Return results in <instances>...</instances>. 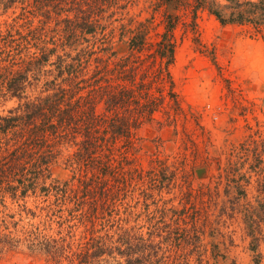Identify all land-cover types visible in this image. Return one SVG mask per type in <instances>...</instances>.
<instances>
[{"label":"trees","instance_id":"trees-1","mask_svg":"<svg viewBox=\"0 0 264 264\" xmlns=\"http://www.w3.org/2000/svg\"><path fill=\"white\" fill-rule=\"evenodd\" d=\"M150 2L149 16L131 25L132 0H0L1 12L18 8L12 23L0 21V101H15L0 115V259L23 244L45 264H192L187 257L193 255V264H202L201 256L204 264H234L214 241L219 230L204 233L185 205L174 209L163 202L156 209L160 225L151 224L145 237L123 224L104 227V208L117 199L116 191L134 190L132 173L145 183L128 167L136 131L161 124L155 113L177 103L169 66L182 10L191 13L190 28L196 11L205 10L220 25L249 26L264 44V0ZM155 12L161 31L144 52ZM114 22L125 44L121 55L107 36L112 31H105ZM51 165H63L70 176L53 178ZM239 166L224 167L223 192L232 188L237 196L221 200L217 215H240L252 264H259L264 199L240 201L248 180L236 174ZM158 171L165 179L163 165ZM8 204L18 215L39 216L53 234L40 236L30 224L12 236L4 220L13 217ZM204 234L208 247L198 244Z\"/></svg>","mask_w":264,"mask_h":264},{"label":"rangeland","instance_id":"rangeland-1","mask_svg":"<svg viewBox=\"0 0 264 264\" xmlns=\"http://www.w3.org/2000/svg\"><path fill=\"white\" fill-rule=\"evenodd\" d=\"M150 1L132 0L127 12L131 25L149 16ZM186 8L173 32L174 58L169 66L177 103L171 107L164 103V110L155 113L161 124L151 122L136 131L137 139L127 155L132 160L128 167L139 170L145 183L137 181V173H132L130 183H136L134 190L116 191L117 199L104 208V227L123 224L145 237L151 224L160 225L156 209L163 202L165 207L174 209L185 205L187 212L194 213L197 222L202 223L204 233L212 227L219 230L221 234L214 241L227 261L252 264L247 249L249 238L243 232L240 215L226 217L217 213L221 200L237 196L232 188L227 195L223 192L224 167L228 165H240L236 174L244 173L248 180L244 196H239L241 202L252 201L254 197L264 199V44L249 26L220 25L205 10L196 11L194 26L190 28L191 13ZM16 11L17 7L0 11V21L12 23ZM122 17L118 21L124 22L126 18ZM185 20L188 26L183 24ZM151 21L144 52L150 45L148 51L151 50L161 31L157 12ZM118 23L114 22L105 31H112L107 36L112 49L121 55L126 49L123 40L117 38ZM36 91L34 88L29 94ZM14 105L13 99L0 101V115ZM160 165L165 179L160 178ZM199 168L203 172L197 176ZM50 172L57 180L70 176L69 169L63 165H51ZM228 173L232 177L233 172ZM33 205V199L28 198L26 206ZM8 206L6 212L13 213V217L4 220L9 221L12 236H18L21 228L29 229L30 224L40 236L53 234L52 229L43 228L39 216L30 218L22 212L20 216L14 204ZM165 217L167 221L168 214ZM13 221H17L15 227L11 226ZM260 231L264 234V222ZM2 232L6 233V229ZM263 239L257 249L261 254L259 264H264ZM198 244L210 245L207 234ZM193 257H187L192 264ZM201 258L204 264L206 256ZM0 264L45 262L41 255L29 253L19 244L4 253Z\"/></svg>","mask_w":264,"mask_h":264},{"label":"water","instance_id":"water-1","mask_svg":"<svg viewBox=\"0 0 264 264\" xmlns=\"http://www.w3.org/2000/svg\"><path fill=\"white\" fill-rule=\"evenodd\" d=\"M203 172L202 168L196 169V175L199 176Z\"/></svg>","mask_w":264,"mask_h":264}]
</instances>
